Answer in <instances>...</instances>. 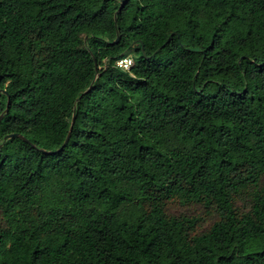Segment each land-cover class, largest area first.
<instances>
[{
    "label": "trees",
    "instance_id": "trees-1",
    "mask_svg": "<svg viewBox=\"0 0 264 264\" xmlns=\"http://www.w3.org/2000/svg\"><path fill=\"white\" fill-rule=\"evenodd\" d=\"M1 115L0 264H264V0H0Z\"/></svg>",
    "mask_w": 264,
    "mask_h": 264
},
{
    "label": "built area",
    "instance_id": "built-area-1",
    "mask_svg": "<svg viewBox=\"0 0 264 264\" xmlns=\"http://www.w3.org/2000/svg\"><path fill=\"white\" fill-rule=\"evenodd\" d=\"M135 61L130 56H125L117 60L116 65L124 70H130V68L134 65Z\"/></svg>",
    "mask_w": 264,
    "mask_h": 264
},
{
    "label": "water",
    "instance_id": "water-1",
    "mask_svg": "<svg viewBox=\"0 0 264 264\" xmlns=\"http://www.w3.org/2000/svg\"><path fill=\"white\" fill-rule=\"evenodd\" d=\"M124 4H125V1L122 2V5H121V7H120V9H119L120 11L122 10ZM5 92H6V91H5ZM8 105H9V102H8ZM3 116H4V115H1V116H0V121L3 119ZM74 123H75V117L73 118L72 125H71V128H70V132H69V134H68V137H67V139H66L65 144H67V142H68V141L70 140V138H71V134H72V130H73ZM13 136H14V135H9L8 137L10 138V137H13Z\"/></svg>",
    "mask_w": 264,
    "mask_h": 264
},
{
    "label": "rangeland",
    "instance_id": "rangeland-1",
    "mask_svg": "<svg viewBox=\"0 0 264 264\" xmlns=\"http://www.w3.org/2000/svg\"><path fill=\"white\" fill-rule=\"evenodd\" d=\"M128 55L134 59V58H136L137 56H139V52H137V51H132V52H129Z\"/></svg>",
    "mask_w": 264,
    "mask_h": 264
}]
</instances>
